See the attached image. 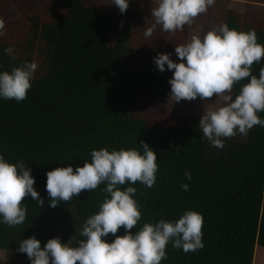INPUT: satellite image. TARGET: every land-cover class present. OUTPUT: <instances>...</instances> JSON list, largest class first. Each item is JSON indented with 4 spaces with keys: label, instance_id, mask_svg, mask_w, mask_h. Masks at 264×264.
<instances>
[{
    "label": "trees",
    "instance_id": "16d2710c",
    "mask_svg": "<svg viewBox=\"0 0 264 264\" xmlns=\"http://www.w3.org/2000/svg\"><path fill=\"white\" fill-rule=\"evenodd\" d=\"M60 2L61 14L46 19L38 10L25 11L16 22L5 24L0 37V72L25 61L38 65L25 100L0 97V154L12 163L25 162L44 199L41 208L30 195L25 198L27 215L20 225L9 226L0 217V249L27 255L17 249L33 235L42 247L56 237L64 243L81 239L86 219L109 195L103 191L106 183L53 208L47 172L83 166L91 161L92 149L143 152L144 141L157 154L155 184L119 186L137 189L134 199L142 216L132 231L145 222L177 220L186 210L198 211L204 219L203 248L185 253L170 242L161 264H253L255 248L264 247V127L228 138L220 149L203 139L196 116L174 122L151 119L146 101L170 98L174 74L167 67L159 71L154 62L162 48L149 42L134 45L139 36L132 25L114 37L123 21L115 9L105 10L98 2ZM222 23L254 29L264 44V18L227 11ZM10 46L15 60L4 52ZM175 47L167 53L179 62ZM261 67L264 59L253 64L252 74L258 76ZM244 83L234 86L233 99ZM258 115L264 119V112ZM183 184L189 185L188 191ZM124 234L121 227L117 235ZM105 239L111 242L115 236Z\"/></svg>",
    "mask_w": 264,
    "mask_h": 264
},
{
    "label": "clouds",
    "instance_id": "9594fccd",
    "mask_svg": "<svg viewBox=\"0 0 264 264\" xmlns=\"http://www.w3.org/2000/svg\"><path fill=\"white\" fill-rule=\"evenodd\" d=\"M214 3L215 0H152L154 23L146 27L144 36L151 37L158 25L166 33L182 32L185 25L191 26ZM111 4L126 13L129 0H111ZM5 31V21L0 19V37ZM4 52L16 59L13 47ZM175 52L179 62L167 52L160 53L154 62L161 72L166 67L174 70L169 80L170 100L192 101L199 97L209 101L216 97L215 102L204 104L198 125L211 146L222 149L226 139L237 134L247 136L257 125L264 127V119L258 115L264 112V67L258 76L252 74L253 64L264 59V44L258 42L254 29L238 30L222 23L203 36L193 32L187 42L176 44ZM37 67L35 61H25L10 72H0V97L25 100ZM245 80L247 83L233 99L234 86ZM140 144L143 152L137 148L92 149L91 161H84L83 166L48 171L46 189L53 208L61 201L70 202L82 191H94L102 183H106L103 191L109 195L98 205L99 211L86 219L81 239L64 243L56 237L42 247L33 235L21 240L17 251L26 253L31 264H161L167 258L170 242L185 253L203 248L204 219L195 210H186L177 220L145 222L132 231L142 216L134 199L137 189L129 186L122 190L119 186L140 182L152 187L158 172L156 152L148 143ZM185 176L191 180L190 171ZM34 185L35 177L24 161L12 163L0 154V217L4 224L14 227L24 223L27 207L22 202L29 195L43 207L44 199ZM182 187L189 190L188 184ZM121 227L125 234L117 235ZM110 234L115 236L111 242L105 239Z\"/></svg>",
    "mask_w": 264,
    "mask_h": 264
},
{
    "label": "rangeland",
    "instance_id": "374dc122",
    "mask_svg": "<svg viewBox=\"0 0 264 264\" xmlns=\"http://www.w3.org/2000/svg\"><path fill=\"white\" fill-rule=\"evenodd\" d=\"M82 1L86 4L98 2L102 4L105 10L115 9L120 13L123 21L114 37L120 34L123 28L132 25L136 35L139 36L134 41V45L149 42L162 48L163 52L173 50L176 44L187 42L193 32L203 36L206 31L219 25L227 11L249 14L255 19L264 18V0H215L207 13L197 17L191 26L185 25L182 32L166 33L158 25L153 35L145 38L146 27L154 23L151 13L152 0H129L126 13H121L116 5L111 4V0ZM0 5L3 20L8 25L16 22L25 11L38 10L46 19L63 12L60 0H0ZM215 100V96L209 101H204L198 97L192 101L181 100L179 102L170 100V98H149L146 101V115L155 121L169 120L174 122L187 116H196L201 119L204 114V104L206 102L213 103ZM253 260V264H264V247L257 246L255 248ZM0 264H31V261L27 255L8 253L6 250L0 249Z\"/></svg>",
    "mask_w": 264,
    "mask_h": 264
}]
</instances>
